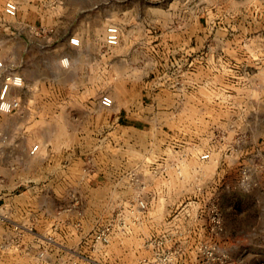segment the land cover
<instances>
[{"label":"rangeland","instance_id":"374dc122","mask_svg":"<svg viewBox=\"0 0 264 264\" xmlns=\"http://www.w3.org/2000/svg\"><path fill=\"white\" fill-rule=\"evenodd\" d=\"M7 1L0 85L9 71L23 84L9 94L19 107L0 111V230H15L0 241L32 245L13 264H264V0H11L14 17ZM79 10L91 40L59 69ZM142 87L152 105L140 131L112 140L104 189L76 136L93 109L79 101L106 94L113 117Z\"/></svg>","mask_w":264,"mask_h":264},{"label":"crops","instance_id":"0c3cea01","mask_svg":"<svg viewBox=\"0 0 264 264\" xmlns=\"http://www.w3.org/2000/svg\"><path fill=\"white\" fill-rule=\"evenodd\" d=\"M82 11V10H81ZM80 10L77 12L78 18L72 20V22L67 25L62 31H61V38L62 42L64 44V51L60 55L56 57V65L59 69H65L60 66L59 60L66 56L70 58V49H78L82 48V45L87 43L91 40L90 30L93 26L90 18L91 15H87L85 17L80 16ZM107 17H102L101 19V25L98 27V31H102L103 29V23L106 18V20L109 21V12H107ZM77 37L79 39V46H74L70 44L68 38L69 37ZM108 58V62L111 60V52L106 57ZM78 61L81 59L80 56H77ZM87 64V63H86ZM88 65V64H87ZM86 65V66H87ZM67 69V68H66ZM82 74L85 76L86 71L83 68ZM79 90V89H78ZM143 87L141 89V93L139 97H136L134 100L130 101L128 103L129 109L125 111V113L119 112L118 114H114L112 117L111 114H106L105 109H103L99 102V97L89 100V101H79V105L81 106H87L92 107L93 109L90 111L88 109V113L86 116H83L84 119H87L88 123L90 124V127L80 133L77 132L76 136L78 138H86L90 140V147L88 148L89 151L92 154L93 158V166L94 171L102 173V182L99 184L102 188H108L111 185H113L114 181L111 179L112 175V163L115 161V159L112 157V151L117 150V148L121 149V145H119V142L112 141L114 139H119L118 134L126 131L131 132H138L140 129L137 127L140 122L144 120L143 115H141L142 110L141 108L145 104V106L152 105V102L145 103L143 100L142 95ZM78 105V106H79ZM103 110H102V109ZM95 109V110H94ZM127 113V114H126ZM130 114V116L128 115ZM78 121H83L82 117H76L75 118ZM113 128V130H112ZM82 134V135H81ZM81 135V136H80ZM121 136V135H119ZM112 144H114V147H112ZM98 186V184H97ZM12 232L14 233V229H7V230H0V232ZM58 230H39L37 232H33L32 230H18V233H24L25 234H31V233H37L41 236H45L51 233L56 234ZM1 238V237H0ZM32 245H21V244H14L11 245L10 243H4L0 241V264H13V261L10 259L12 256H10L12 253H14L16 250L21 251L22 253L26 254L27 256H31L32 252ZM21 248V249H20ZM39 258L38 260L42 262H47V248L46 245H40L39 244Z\"/></svg>","mask_w":264,"mask_h":264},{"label":"built area","instance_id":"2783aa9c","mask_svg":"<svg viewBox=\"0 0 264 264\" xmlns=\"http://www.w3.org/2000/svg\"><path fill=\"white\" fill-rule=\"evenodd\" d=\"M4 14L8 17H14L17 12V5L15 2L9 0L5 2L3 7ZM120 40V30L116 25L109 24L105 28L104 43L107 47H114L119 43ZM70 44L74 46H79V40L76 37H71L69 39ZM60 66L62 68L69 67V59L64 56L59 60ZM4 70V62L0 59V72ZM87 74L91 73L90 67L86 69ZM23 84V78L19 74L13 71H9L3 77L2 83L0 85V111L4 113H10L19 107V100L14 97H10V91L14 87H20ZM100 105L103 108H110L113 105L112 98L108 95H102L99 99ZM37 146H33V152ZM208 154H202L201 159H207Z\"/></svg>","mask_w":264,"mask_h":264}]
</instances>
